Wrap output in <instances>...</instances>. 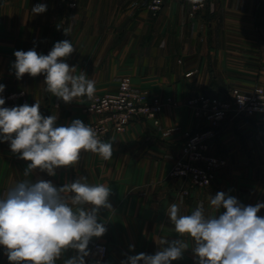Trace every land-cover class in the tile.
<instances>
[{"label": "crops", "instance_id": "1", "mask_svg": "<svg viewBox=\"0 0 264 264\" xmlns=\"http://www.w3.org/2000/svg\"><path fill=\"white\" fill-rule=\"evenodd\" d=\"M41 3L47 11L33 14V6ZM147 3L80 0L78 9L71 11L64 0H0V60H6V68L14 63L15 51L34 48L47 55L56 42L69 40L76 50L64 62L76 67L75 74L83 71L95 81L98 94L115 92L119 82L129 78L134 89L158 97L163 104L158 127L139 120L124 131V139L142 144L150 140L149 145L117 148L123 162L104 165L113 211H100L107 231L103 242H97L109 250L103 264H121L139 253L154 255L161 248L159 238L178 239L167 216L172 203L180 206L181 214H191L202 204L206 217L224 211L213 209L209 200L221 191L245 206L264 203L261 115L228 118L216 130L209 154L226 164L211 186L181 197L177 190L181 181L161 182L172 162L163 156L180 148L184 132L206 127L203 118L194 116L188 100L200 93L223 97L233 88L249 92L264 86V0H208L205 11L194 18L188 16L183 0H166L157 15ZM44 80V75L25 74L29 105L41 104ZM87 99L76 100L74 107L82 110ZM43 107L47 116L58 109L51 102ZM61 116L57 114L58 123ZM83 117L87 124L92 120ZM119 134H111L106 142ZM88 170L85 177L94 182V165ZM74 171L61 167L55 176L39 177L60 187L77 179ZM258 215L264 217V208ZM188 243L190 248L172 264H197L194 244Z\"/></svg>", "mask_w": 264, "mask_h": 264}, {"label": "clouds", "instance_id": "2", "mask_svg": "<svg viewBox=\"0 0 264 264\" xmlns=\"http://www.w3.org/2000/svg\"><path fill=\"white\" fill-rule=\"evenodd\" d=\"M31 11L44 13L47 5L37 4ZM75 50L72 42L62 40L47 55L34 48L15 51V76L19 80L25 74L44 75L45 91L65 103L91 99L95 81L83 71L75 74L76 67L64 62ZM4 90L0 84V93ZM4 105L5 99L0 98V142H8L13 154L29 162L24 177L37 169L55 176L56 169L77 165L84 152L99 154L104 160L113 156V143L102 142L80 119L57 126V115L44 116L39 102ZM110 195L107 185L90 184L86 177L60 187L44 179L16 183L0 198V246L9 264H57L69 250L75 255L63 264H86L90 241L107 231L100 211H113ZM209 200L213 209L224 211L206 217L201 204L191 214H181L180 206L172 203L167 216L179 238L161 237V248L154 255H131L121 264H172L190 248L189 240L197 264H264V217L258 215L264 203L245 206L223 191Z\"/></svg>", "mask_w": 264, "mask_h": 264}, {"label": "built area", "instance_id": "3", "mask_svg": "<svg viewBox=\"0 0 264 264\" xmlns=\"http://www.w3.org/2000/svg\"><path fill=\"white\" fill-rule=\"evenodd\" d=\"M166 0H148L147 9L157 15ZM190 18L205 11L208 0H183ZM80 0H64L66 9H78ZM51 49L48 50V53ZM23 94L3 95L4 107L25 104ZM22 101V102H21ZM170 102V100H167ZM196 117L203 118L206 127L183 133L181 157L175 161L168 172L171 182L183 181L187 188L178 187L181 197L189 194L188 188H206L213 184L219 171L225 167V160L209 154V142L215 137L216 130L228 118H251L255 115L264 117V87L255 86L250 92L243 93L238 89L229 90L223 97L209 93H200L188 100ZM163 104L157 97H151L146 91L134 89L129 78H123L118 89L113 93L94 94L87 100L83 111L94 114L96 120L91 126L104 142L111 134L123 132L126 127L141 119L158 125V115ZM264 146V127L262 131ZM90 255L85 258L86 264H103L108 256L107 245L101 242L92 243Z\"/></svg>", "mask_w": 264, "mask_h": 264}, {"label": "rangeland", "instance_id": "4", "mask_svg": "<svg viewBox=\"0 0 264 264\" xmlns=\"http://www.w3.org/2000/svg\"><path fill=\"white\" fill-rule=\"evenodd\" d=\"M47 54H48V51H47ZM14 62H15V60H14ZM6 64H8L6 62V60H0V84L5 85V90L3 91V93H0V96H3V95L7 96L10 94H23L22 101L24 103L28 104V97H27L28 92L25 90V75L23 76L22 79L18 80L15 76V69L12 67L13 64L12 65L10 64L11 65L10 68H6L7 67ZM262 87H264V86H262ZM18 89H22V90H18ZM241 92L248 93V92H244V91H241ZM95 93L98 94L97 92H95ZM147 94L151 97H156V96L150 95L148 92H147ZM40 98H41L40 111L42 114L44 113L43 112L44 102L46 103V105L48 104V102H51L52 108H54V109L58 108L57 111L52 113V114H56V115L57 114L62 115L61 119H60L61 122L58 123L59 121H57V123H58L57 126H67L74 119H80L85 124H87L88 120L85 117H83V115L92 118L91 122L88 125H90L92 122H94L97 119L94 114H87L83 111L85 106L82 108V110L78 106L74 107V103L76 100H73L71 103H65L61 99L53 96L51 93H49L47 91H45L44 94ZM79 99H81V98H78L77 100H79ZM59 103H60V105H58ZM162 110H163V107H162ZM161 112H160V114H161ZM193 114H194V112H193ZM159 115L157 117L158 125H154L151 121H149L152 123V125L154 127L159 126ZM44 116H47V115H44ZM141 121H144V119H141ZM145 121H148V120H145ZM123 132L120 133L121 135L118 133L119 136H117L115 138V140L112 142L114 151H113V156L111 159L104 160L99 154H94L91 152H84L81 154L80 162L77 165H75L74 167H72V169H75V171L71 172V173L77 175L78 176L77 179L80 177H85L86 175L90 174V171L88 169H89V166L91 164H93L94 165V176H95L94 182H91L89 180L87 182L90 184H105V185H107V181H106L107 179L105 178V175H103L104 173L107 175V171H104V165L116 163L119 159H120L119 161L123 162V159L121 160V156H119V151L117 150V148H121V147H125V148L131 147L132 148V147H139V146H148L150 143V140L144 141L143 144L140 142H137V141H128L127 139L123 138V136L125 134V132L124 133ZM106 140L104 142H106ZM181 142H182V140H181ZM209 145H210V142H209ZM128 152L129 151H126L127 154H128ZM173 152L174 153H171L167 156H163V157H168V158L172 159V162L170 163L171 165L174 164L175 161H177L181 157V146L178 149L174 148ZM27 162L28 161H26V164H25V160L20 159L17 154H13L11 152V149H10L8 142H0V198H2L5 195L6 191L9 190L11 187H13L18 182H21L25 179L32 180L33 182H35L37 179H43L44 178L41 175L39 177V174H45L46 172H40V171L38 172V170H35L31 176L24 177L23 173H24L25 169L27 168V165H28ZM171 165H169V167H167L168 170L170 169ZM168 170L165 174V177L161 180V182H163V183H167V181H169L168 180ZM169 182H171V181H169ZM208 187H206V188H208ZM183 188H187V186L181 180V189H183ZM206 188H194V187H192V188H188V190L190 193L191 190H195V189L196 190H204ZM101 240H102L101 237H99V238L94 237L90 243H95V242L101 241ZM101 242H103V241H101ZM4 252H5V250H4L3 246H0V264H8L9 263L7 256L4 254ZM73 255H75V252L72 250H69L67 253L64 254V256L61 257V260L64 261L67 257L73 256Z\"/></svg>", "mask_w": 264, "mask_h": 264}]
</instances>
